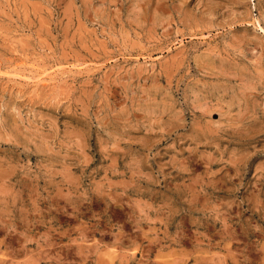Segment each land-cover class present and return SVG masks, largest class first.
Wrapping results in <instances>:
<instances>
[{
	"label": "rangeland",
	"instance_id": "obj_1",
	"mask_svg": "<svg viewBox=\"0 0 264 264\" xmlns=\"http://www.w3.org/2000/svg\"><path fill=\"white\" fill-rule=\"evenodd\" d=\"M0 264H264V0H0Z\"/></svg>",
	"mask_w": 264,
	"mask_h": 264
}]
</instances>
